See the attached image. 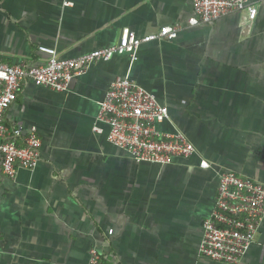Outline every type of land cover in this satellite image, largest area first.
Here are the masks:
<instances>
[{
	"label": "crops",
	"instance_id": "crops-1",
	"mask_svg": "<svg viewBox=\"0 0 264 264\" xmlns=\"http://www.w3.org/2000/svg\"><path fill=\"white\" fill-rule=\"evenodd\" d=\"M70 1L0 0V60L34 65L47 57L40 44L70 58L125 29L139 38L180 29L143 42L136 59L92 63L66 90L24 83L5 119L36 125L42 145L34 169L0 179V264H89L91 248L103 264H227L198 248L223 172L264 184V0H250L254 20L234 12L197 24L194 0ZM118 76L168 107L158 128L183 132L190 156L138 161L108 140L97 115ZM237 264H264V215Z\"/></svg>",
	"mask_w": 264,
	"mask_h": 264
},
{
	"label": "built area",
	"instance_id": "built-area-1",
	"mask_svg": "<svg viewBox=\"0 0 264 264\" xmlns=\"http://www.w3.org/2000/svg\"><path fill=\"white\" fill-rule=\"evenodd\" d=\"M64 0V5H70ZM234 12H245L249 20L258 13L250 0H194L191 24L208 23ZM180 26L165 25L159 32L141 38L125 29L118 42L76 57L57 55L54 46L40 44L47 54L40 63L28 65L0 60V179L14 178L20 168L34 169L40 160L42 139L36 125L25 129L11 126L6 109L22 86L32 81L54 90L68 89L72 80L84 74L92 63L110 60L115 54L130 53L134 59L143 42L174 39ZM168 107L156 95L130 77H116L101 102L97 120L109 125L107 138L138 161L168 164L176 157H188L194 144L183 132H163L158 124L169 117ZM98 132L102 128L94 126ZM202 167L209 163L201 162ZM264 215V184L234 171L221 174L212 213L203 220V237L198 254L210 260L237 264L255 240ZM89 264H103L96 248L90 250Z\"/></svg>",
	"mask_w": 264,
	"mask_h": 264
}]
</instances>
